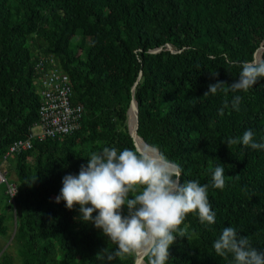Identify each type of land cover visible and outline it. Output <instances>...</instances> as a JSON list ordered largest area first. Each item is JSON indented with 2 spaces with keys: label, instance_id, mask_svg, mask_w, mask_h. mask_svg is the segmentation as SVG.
I'll return each instance as SVG.
<instances>
[{
  "label": "trees",
  "instance_id": "trees-1",
  "mask_svg": "<svg viewBox=\"0 0 264 264\" xmlns=\"http://www.w3.org/2000/svg\"><path fill=\"white\" fill-rule=\"evenodd\" d=\"M253 57L264 59V0H0V235L9 242L0 264H15L10 244L18 264H135L136 256L98 260L116 245L80 219L79 205L55 199L91 151L133 147L132 97L137 134L181 166V183L209 186L216 214L214 224L186 216V236H176L167 264H235L213 248L228 226L264 252V149L226 143L248 129L264 143V78L247 92L204 96L210 84L235 82L240 62ZM51 71L67 81L82 115L69 134L40 139ZM237 95L239 111L231 107ZM217 165L222 190L212 187Z\"/></svg>",
  "mask_w": 264,
  "mask_h": 264
},
{
  "label": "clouds",
  "instance_id": "clouds-1",
  "mask_svg": "<svg viewBox=\"0 0 264 264\" xmlns=\"http://www.w3.org/2000/svg\"><path fill=\"white\" fill-rule=\"evenodd\" d=\"M239 67L235 82L227 87L223 81L210 84L204 96L215 95L218 90L225 95L229 91L247 92L258 79L264 78V59L253 57L240 62ZM241 100V96H234L231 107L239 111ZM228 106L225 99L218 114L223 116ZM226 143L264 149V143L254 140L251 129L241 138H229ZM87 158V165L81 166L78 175L63 177V186L55 199L57 203L63 200L70 210L79 205L80 219L94 223L116 245L113 250L105 248L97 253L98 260L139 255L145 264H167L169 247L176 236H186L180 226L188 214L196 213L202 224L215 223L209 186L197 180L181 183V166L156 146L146 143L119 151L116 147H103L102 151H91ZM224 171L221 165L214 168L212 187L221 190L225 187ZM125 205L127 215L123 214ZM213 248L221 257L231 253L235 264H264V252L254 248L248 237H238L232 226L223 228Z\"/></svg>",
  "mask_w": 264,
  "mask_h": 264
},
{
  "label": "built area",
  "instance_id": "built-area-1",
  "mask_svg": "<svg viewBox=\"0 0 264 264\" xmlns=\"http://www.w3.org/2000/svg\"><path fill=\"white\" fill-rule=\"evenodd\" d=\"M44 90L40 103L37 135L40 139L45 136L56 137L69 134L79 125L82 115L80 105H71V90L67 81L55 71L49 72L43 81ZM18 145L29 147V142H18L11 147L14 150ZM6 182L0 172V183ZM8 192L12 196L15 189L13 184L7 185Z\"/></svg>",
  "mask_w": 264,
  "mask_h": 264
},
{
  "label": "water",
  "instance_id": "water-1",
  "mask_svg": "<svg viewBox=\"0 0 264 264\" xmlns=\"http://www.w3.org/2000/svg\"><path fill=\"white\" fill-rule=\"evenodd\" d=\"M155 51L156 50H154V52ZM131 92H132V96H133L134 85L131 87ZM130 113H132V116H133V123L132 124L129 121V115H130ZM137 115H138L137 102L132 97V99L130 101V104H129V108H128V123H127L128 133L131 136V138H132V140L134 142V145H136V146H143L144 144H146V142L136 132ZM139 261L142 262L143 264H145L144 260L142 259V256L137 255L135 257V264H138Z\"/></svg>",
  "mask_w": 264,
  "mask_h": 264
},
{
  "label": "rangeland",
  "instance_id": "rangeland-1",
  "mask_svg": "<svg viewBox=\"0 0 264 264\" xmlns=\"http://www.w3.org/2000/svg\"><path fill=\"white\" fill-rule=\"evenodd\" d=\"M10 173H11V171H10ZM124 208H125V210L127 212V206L126 205L124 206ZM8 244H9V242H8L6 236L0 235V253L3 251V249ZM12 246H13V244H10L9 247H8L9 250L8 249L7 250H8V253L11 254L12 257L14 258L15 264H18V262H17L18 259H17V256H16L15 247H12Z\"/></svg>",
  "mask_w": 264,
  "mask_h": 264
},
{
  "label": "bare ground",
  "instance_id": "bare-ground-1",
  "mask_svg": "<svg viewBox=\"0 0 264 264\" xmlns=\"http://www.w3.org/2000/svg\"><path fill=\"white\" fill-rule=\"evenodd\" d=\"M129 121H130L131 124L133 123V116H132V113H130V115H129ZM138 264H143V263L139 261Z\"/></svg>",
  "mask_w": 264,
  "mask_h": 264
}]
</instances>
